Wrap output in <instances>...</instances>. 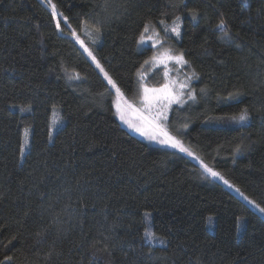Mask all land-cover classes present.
I'll use <instances>...</instances> for the list:
<instances>
[{
	"label": "trees",
	"instance_id": "1",
	"mask_svg": "<svg viewBox=\"0 0 264 264\" xmlns=\"http://www.w3.org/2000/svg\"><path fill=\"white\" fill-rule=\"evenodd\" d=\"M52 3L67 17L59 29L41 0H0V262L264 264V217L241 198L264 207V0ZM159 21L179 22L168 45L193 76L166 128L228 186L123 127L67 35L133 100L151 52L138 37ZM245 109L248 120L231 119Z\"/></svg>",
	"mask_w": 264,
	"mask_h": 264
},
{
	"label": "rangeland",
	"instance_id": "2",
	"mask_svg": "<svg viewBox=\"0 0 264 264\" xmlns=\"http://www.w3.org/2000/svg\"><path fill=\"white\" fill-rule=\"evenodd\" d=\"M42 3L50 9L52 12L51 4L49 0H41ZM58 13V12H57ZM53 15V13H52ZM54 20H59L60 22H65V19H62L60 15L53 16ZM178 27L180 32V25L178 21H172L170 23H165L163 21H159L157 23H148L143 29V32L139 35L137 41V48H148L151 50L150 55L148 58L145 59V62L139 69V74L137 78V95L135 99L128 100L125 96L121 93H117L116 88H114L109 82L108 79L105 77L104 72L100 70V67H97L96 62L88 55L85 51V45H81V43L77 40V35L73 36L71 33L74 31L68 28L70 31L67 32V35L72 38L80 47L82 52L84 51L90 62L96 67L99 73L102 74L105 81L108 83L109 87L111 88L112 93L114 94L112 105L114 108V116H116L118 122L128 130H131L135 135L140 137L141 140H144L151 146H157L160 148H171L174 151H178L181 154L187 155L197 163H199V167H201V176L206 180H217L220 181L218 177H212L204 168V164L200 161L199 157L195 156V154L187 147L189 152L192 155H189L188 152H181L178 148H173L169 145L161 144L158 140L150 139L148 135H143L141 132L135 130L134 127H131L130 124H134L136 126H141L144 124V120L141 117H146L147 119H152L153 117L161 116L160 123L163 124L165 127L166 119L168 118L169 110L173 107V105H183L184 100H188L192 97V92L189 90L190 83L193 79L192 74L186 69V64L182 61H177L175 59H169V56H181L179 53L172 50L169 47L168 42L173 37H178L176 32H173L172 29ZM59 29V28H58ZM143 41V42H142ZM156 57V59H153ZM185 61V59L183 58ZM148 80H156L161 79V84L153 85ZM164 85H168L169 89L177 95L181 102L180 103H171L169 105L167 100L161 99L159 102L153 101L152 107L150 109L147 108L146 103L143 99V87L146 86L150 89L155 88L159 89L162 88ZM119 105V108H118ZM131 105V107H128ZM121 112L124 113V119H121ZM61 118H59L58 113L55 111L51 116V128H50V138L53 136L55 130H53L56 126L60 125ZM210 168V167H209ZM223 181V180H221ZM227 185V184H226ZM228 186V185H227ZM241 197V196H240ZM243 198L247 204L252 208L256 209L263 217L264 212H261L255 205H253L250 201L246 198ZM241 221V219H240ZM210 229V227H208ZM147 239L152 243L159 242L153 235H151L150 231H147L146 234Z\"/></svg>",
	"mask_w": 264,
	"mask_h": 264
},
{
	"label": "snow or ice",
	"instance_id": "3",
	"mask_svg": "<svg viewBox=\"0 0 264 264\" xmlns=\"http://www.w3.org/2000/svg\"><path fill=\"white\" fill-rule=\"evenodd\" d=\"M49 3L51 4L52 8V13L53 16L58 15L57 10H56V5L52 3V0H49ZM62 15V14H60ZM195 18V15L193 16ZM65 21L67 20V17H64ZM179 19V18H177ZM57 28H60V21H57L56 24ZM218 29H221L224 32V36H228L227 32V26L225 22L222 20L218 25H216ZM97 31H99L97 29ZM145 31H147V28H145ZM173 32H176L177 35H179V30L178 27L172 29ZM71 35L76 36L75 31L71 33ZM77 40L79 41V37H76ZM81 45L83 46V41H79ZM143 42V41H142ZM85 51L88 53V55L93 59V61L96 62L97 67H100V70L103 72L104 69L100 66V62L96 60V57L92 54L91 50L85 48ZM169 59H175L177 61H182L186 63V61L183 60V56H169ZM153 59H156V57H153ZM105 77L108 79V82L116 88L117 93H120V89L116 87V82L111 79V77L108 76V74L105 72L104 73ZM76 78H79V75H76ZM143 99L146 103V106L148 109L152 107L153 101L159 102L161 99L167 100L169 105L173 102L175 103H180L181 100L180 98L175 95L170 89L168 85H164L162 88L155 89V88H148L146 86L143 87ZM128 107H131L129 105ZM119 108V105H118ZM124 113L121 112V119H124ZM161 116L153 117L152 119H147L146 117H141L142 120H144V124L141 126H136L134 124H130L131 127H134L136 131L141 132L143 135H148L150 139L153 140H158L159 143L169 145L173 148H178L181 152H188L189 155H192L189 150L184 147L183 143L177 139L175 136L171 135L167 128L160 123ZM232 120L234 121H246L249 119L248 111L247 109L243 110L241 114L237 116L231 117ZM237 151H240L241 149L237 147ZM205 170L212 176V177H218L221 180H224V177L221 176L219 172L214 171L213 169L209 168L207 165H203ZM225 184H228L229 182L227 180H224ZM237 191H239L237 189ZM252 204H254L261 212H264V207H260V205L255 204V201H251ZM146 215H148L146 213ZM13 260V257L11 256H5L4 257V262H10ZM4 262H0V264H4Z\"/></svg>",
	"mask_w": 264,
	"mask_h": 264
}]
</instances>
